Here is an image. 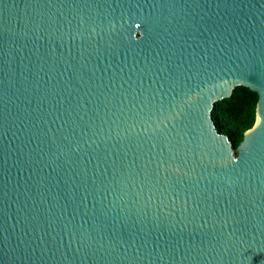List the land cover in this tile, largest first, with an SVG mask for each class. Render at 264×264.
Listing matches in <instances>:
<instances>
[{"label":"water","instance_id":"water-1","mask_svg":"<svg viewBox=\"0 0 264 264\" xmlns=\"http://www.w3.org/2000/svg\"><path fill=\"white\" fill-rule=\"evenodd\" d=\"M0 264H264V0H0Z\"/></svg>","mask_w":264,"mask_h":264},{"label":"trees","instance_id":"trees-1","mask_svg":"<svg viewBox=\"0 0 264 264\" xmlns=\"http://www.w3.org/2000/svg\"><path fill=\"white\" fill-rule=\"evenodd\" d=\"M257 92L249 87H237L232 96L216 103L213 118L218 130L229 135L237 147L244 133L253 127L257 118Z\"/></svg>","mask_w":264,"mask_h":264}]
</instances>
